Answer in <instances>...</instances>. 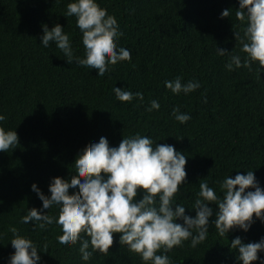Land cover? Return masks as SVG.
I'll list each match as a JSON object with an SVG mask.
<instances>
[{
  "label": "trees",
  "instance_id": "1",
  "mask_svg": "<svg viewBox=\"0 0 264 264\" xmlns=\"http://www.w3.org/2000/svg\"><path fill=\"white\" fill-rule=\"evenodd\" d=\"M71 2L75 0H0V114L6 117L0 127L15 130L19 137L18 146L0 151V264H10L15 252L11 227L37 246L38 264H151L120 244L121 233L113 234L107 255L95 251L85 261L79 242L59 243L63 231L55 221L45 229L36 226L39 222L23 223L33 208L59 216L60 206L44 209L32 185L50 197L54 178L70 182L78 174L75 160L90 143L106 137L110 146L118 147L124 136L138 133L185 155L187 177L174 204L184 206L186 215L196 216L193 206L202 199L201 183L222 198L225 178L253 171L264 189V68L258 62H252L251 71L226 67L233 55L242 64L247 58L235 38L236 31L244 37L247 26V20L235 17L240 0H96L116 18L123 33L117 45L132 56L130 62L109 65L101 77L97 69L76 62L86 53L77 18L66 16ZM225 9L230 16H221ZM57 24L69 36L71 64L54 41L42 44L44 25L50 30ZM218 48L227 53L219 55ZM177 77L200 87L173 93L165 81ZM116 87L142 92L144 100L121 102ZM152 100L159 102V110L148 111ZM177 107L191 119L176 120ZM77 191L69 189L70 194ZM143 195L139 191L136 199ZM209 207L213 215L203 242L192 247L190 238L157 254L167 255L170 264H243L231 241L264 240V220L254 216L247 231L237 227L220 236L213 223L218 204L209 202ZM176 222L184 223L181 218ZM258 256L252 264H264V251Z\"/></svg>",
  "mask_w": 264,
  "mask_h": 264
},
{
  "label": "clouds",
  "instance_id": "2",
  "mask_svg": "<svg viewBox=\"0 0 264 264\" xmlns=\"http://www.w3.org/2000/svg\"><path fill=\"white\" fill-rule=\"evenodd\" d=\"M66 16L77 18V27L83 34L86 55L83 59L75 58L79 65L97 69L102 77L109 72V65L131 61L130 50L117 45L123 33L119 31L116 18L100 7L96 0L69 3ZM221 16H230V10L225 9ZM235 17L242 23L247 20L244 37L235 32V38L242 44L241 50L247 58L242 64L241 57L233 55L226 67L231 71L234 64L237 68L243 66L251 71L252 62H258L264 68V0H240ZM53 41L63 51L68 63H73V50L63 27L57 24L49 30L44 25L42 44L47 47ZM226 53V49L218 48L219 55ZM165 85L176 94L182 91L189 93L200 87L198 82L182 83L180 77L165 81ZM114 92L121 102L131 103L134 98L144 100L142 92L133 94L119 87L114 88ZM160 107L158 101L152 100L148 111L159 110ZM173 115L181 123L191 119L190 115L180 113L179 107L173 109ZM5 119L0 114V121ZM18 144L15 130L6 131L0 127V151H9ZM186 163L185 155L173 145L157 144L148 136L138 133L124 136L118 147L110 146L108 139L101 137L98 143H90L78 155L74 163L78 174L70 182L61 177L53 179L49 186L50 197L36 184L32 185L44 209L60 206L58 219L33 208L22 222H39L36 226L45 229L55 221L63 231L58 237L59 243L71 246L79 242V252L85 261L95 251L107 255L114 244L113 234L121 233L120 244L141 255L143 261L170 264L167 255H158L157 252L182 246L190 238L192 247L203 242L209 231V218L213 215L209 202L218 204L217 218L213 223L220 236L237 227L247 231L254 223V216L264 220V189L259 186L253 171L225 178L220 185L222 198L207 183H201L199 196L202 199H197L193 206L197 210L196 216L186 215L184 206L174 204L175 195L187 177ZM77 187L78 191L70 194L69 189ZM139 191L144 195L137 200ZM178 218L184 223H177ZM10 231L14 234L11 245L15 249L10 264H38L41 257L37 246L30 239L18 235L15 227ZM85 234L90 239H85ZM90 245L92 251H89ZM44 247L47 249L48 246ZM231 247L238 248V258L243 264H252L259 259L258 253L264 251V240L242 243L237 237L231 241Z\"/></svg>",
  "mask_w": 264,
  "mask_h": 264
}]
</instances>
